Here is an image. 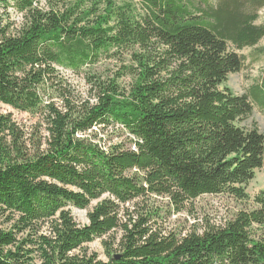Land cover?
I'll return each instance as SVG.
<instances>
[{
  "label": "trees",
  "instance_id": "16d2710c",
  "mask_svg": "<svg viewBox=\"0 0 264 264\" xmlns=\"http://www.w3.org/2000/svg\"><path fill=\"white\" fill-rule=\"evenodd\" d=\"M263 7L0 0V102L37 118L28 133L0 112V264H264V190H245L264 134L239 124L264 110V76L225 85L258 58L241 51L264 37ZM63 70L84 74L85 96ZM210 194L243 206L186 233L150 202L180 212ZM93 201L78 224L69 207ZM96 238L106 260L83 247Z\"/></svg>",
  "mask_w": 264,
  "mask_h": 264
},
{
  "label": "rangeland",
  "instance_id": "374dc122",
  "mask_svg": "<svg viewBox=\"0 0 264 264\" xmlns=\"http://www.w3.org/2000/svg\"><path fill=\"white\" fill-rule=\"evenodd\" d=\"M11 17L16 21L20 19V15H16L14 12H11ZM257 23H264V7L259 11ZM260 48L263 49L262 53L258 52ZM241 53L247 55L250 59L252 56H258V58L256 57L247 69L228 75L225 85L237 94L245 92L251 84L260 82L264 76V37L255 47H247L242 50ZM102 69L103 68L100 67V70ZM63 72L69 81L75 85L78 92H80L82 96H85L87 86L85 85L84 74H76L70 70H63ZM124 80L128 82V78ZM0 112L9 113L12 119L26 132L32 133L34 131L33 125L37 122V118L33 114L21 112L1 102ZM251 122H256L259 130L264 134V110H260L255 106L251 117L241 120L239 124L242 126H250ZM114 139L118 141L120 138L114 137ZM245 190L250 199L264 190L263 169L255 171L254 178L245 185ZM150 202L153 204V207L159 209L158 222L163 228H165L166 231L180 233H186L193 229H198L200 231L207 223H220L231 211L243 206V203L225 194L199 196L186 210L180 212H175L170 207L168 199L165 197H153ZM96 203L97 201H93L86 209L70 206L69 209L74 220L80 225L87 224V212L90 211ZM83 247L89 253L95 252L99 259H107L103 251L101 238H96L92 242L84 244Z\"/></svg>",
  "mask_w": 264,
  "mask_h": 264
},
{
  "label": "water",
  "instance_id": "95a60500",
  "mask_svg": "<svg viewBox=\"0 0 264 264\" xmlns=\"http://www.w3.org/2000/svg\"><path fill=\"white\" fill-rule=\"evenodd\" d=\"M116 258H117V256H116Z\"/></svg>",
  "mask_w": 264,
  "mask_h": 264
}]
</instances>
